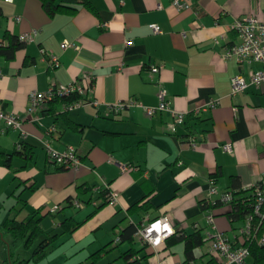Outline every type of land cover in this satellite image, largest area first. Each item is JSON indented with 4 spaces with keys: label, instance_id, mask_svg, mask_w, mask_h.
I'll use <instances>...</instances> for the list:
<instances>
[{
    "label": "crops",
    "instance_id": "crops-1",
    "mask_svg": "<svg viewBox=\"0 0 264 264\" xmlns=\"http://www.w3.org/2000/svg\"><path fill=\"white\" fill-rule=\"evenodd\" d=\"M87 1L91 8L78 0L52 16L41 0H0V42L8 45L12 37L37 31L35 41L13 59L0 58L5 108L24 118L32 92L81 81L85 73L93 75V82L82 81L91 87L88 97L101 103L67 112L64 103H48L35 121L23 125L25 138L16 131L0 133V154H14L18 143L31 151L29 159L15 155L10 167L0 156V226L9 219L35 218L46 234L57 236L53 242L39 238L12 256L13 238L0 231V264L30 261L43 249L48 250L46 258L28 264H92L90 257L98 252L102 257L96 264H126L122 256L131 249L139 252L141 264H215L206 244L189 261L186 243L176 240L197 231L205 238L211 231L208 211L214 213L217 229L235 240L243 221L231 220L221 194L264 178V86L232 96V79L263 64L240 67L235 59H226L227 48L240 42L235 21L263 19L264 0H195L184 11L172 0ZM152 25L162 32L155 33ZM65 41L81 49L64 50ZM54 58L58 67L52 65ZM152 66L163 68L152 77ZM156 81L164 85L176 111L190 113L212 100L220 104L177 135L167 130L172 117L166 112L151 118L132 108L106 115L107 105L130 99L157 106ZM191 134L199 140L196 149L188 144ZM46 141L59 151L75 148L82 166L63 169L50 162ZM225 145L234 152H226ZM211 179L219 193L212 196L215 205L204 210ZM107 185L120 194L116 206L106 202ZM149 193L146 209L141 205ZM75 201L84 206L78 208ZM55 205L61 210L49 213ZM164 215L176 234L160 248L147 247L137 237L133 243L117 242L131 225ZM66 226L78 227L66 231ZM253 262L250 257L248 264Z\"/></svg>",
    "mask_w": 264,
    "mask_h": 264
},
{
    "label": "built area",
    "instance_id": "built-area-1",
    "mask_svg": "<svg viewBox=\"0 0 264 264\" xmlns=\"http://www.w3.org/2000/svg\"><path fill=\"white\" fill-rule=\"evenodd\" d=\"M194 1L172 0V5L180 11L190 10ZM233 28L236 30L240 42L227 48L226 59H235L240 67L252 62L263 64V68L249 72L248 76L237 75L232 79V96H236L246 92L250 87L264 86V18L248 16L243 19H237ZM152 29L157 34L162 32L157 25H152ZM36 37L37 31H34L33 33L22 35L20 40L24 43H31L35 41ZM70 47L76 50L81 49L79 45L69 41H65L62 44L64 50ZM42 53L45 54L46 51L42 50ZM52 65L58 67L59 60L54 58ZM162 68L163 66H152V77L158 74ZM1 76L2 70L0 69ZM82 81L93 82V75L91 73H85L81 81H76L68 85L52 84L46 92H32L29 107L24 118L8 111L4 104L0 102V133L16 131L20 132L21 136L25 138L26 132L23 129L25 122L35 121L44 107L58 98L78 96L77 99L71 102H64L63 110L65 112L82 107L99 108L101 103L98 100L88 97L91 87L84 86ZM156 85L159 90V103L157 106H147L138 99H130L107 105L106 115L114 116L132 108L143 110L151 118L155 117L158 113L166 112L172 117V121L167 124V130L170 134L177 135L179 130L187 127L191 120H195L203 112L215 109L220 104L219 100H212L193 112H179L174 110L171 102L168 100V92L164 85L160 81H156ZM188 144L191 148L196 149L199 145V140L195 135L191 134L188 139ZM44 148L49 161L64 169H79L82 166L80 154L73 147H69L65 151H59L53 147L50 141H46ZM223 148L228 153L234 152L231 145H225ZM17 150H23V143H18ZM123 169L127 170L128 166H124ZM210 183V198L207 201L209 206L215 205L216 202L212 201V196L219 193L216 187V181L211 179ZM106 189L108 190L107 204L116 206L120 199L119 192L111 189L108 185ZM241 190L248 193V196L250 195V198L243 200V203H251V210L243 221V225L238 229L235 240H231L220 232L216 226L214 213L212 211L207 212L206 221L211 231L207 233L204 242L207 245V252L214 259L215 264H248V259L251 257V246L253 244L261 247L264 246V178L257 183L245 185ZM234 199L235 193L228 191L221 194L220 202L230 206L231 211H233ZM75 205L78 208L84 206L79 201H75ZM47 210L49 213L55 214L61 210V206L55 205ZM158 223L160 227L157 229L154 226ZM169 229L171 230V234H169ZM174 234L175 230L170 223L169 217L164 215L147 224L141 225L137 230L136 237L141 240L143 245L152 249H158ZM157 239H159L158 243ZM119 241L120 238H117V242Z\"/></svg>",
    "mask_w": 264,
    "mask_h": 264
},
{
    "label": "trees",
    "instance_id": "trees-1",
    "mask_svg": "<svg viewBox=\"0 0 264 264\" xmlns=\"http://www.w3.org/2000/svg\"><path fill=\"white\" fill-rule=\"evenodd\" d=\"M41 1L43 2L44 7L49 12V14L54 16L59 12L70 10V8L65 5L66 3H74L77 2L78 0H61L62 1L61 4H57L58 0H41ZM82 2L84 3L85 6L90 8L92 7L89 1L82 0ZM25 44L26 43L22 42L19 38L16 37L10 38V43L8 45H6L3 42H0V58L4 57L6 59H13L18 50L25 48ZM77 98H78L77 95L70 98H62V99L58 98L55 99L54 101H51L50 103L51 104L56 103L62 105L64 102H71ZM71 127L73 129H77V126H75L74 124H71ZM187 128L190 129L189 126ZM23 146H24L23 151L16 149L15 153L12 155L3 152L0 154L4 164L7 165V167L11 166V160L15 155L23 156L26 159H29L31 155V151L27 146L25 145ZM236 186L238 187V190L233 191L235 193V199L233 201L234 209L229 214L233 222L244 221L251 210V203L248 202L243 203V200H245L246 198H250V195L248 196V193L241 190V188L238 185ZM107 194H108V190L104 192V197L106 199V202H107ZM150 194L151 193H149L144 199V201H142L141 207L146 209L148 208L149 201L147 199L149 198ZM137 207H140V203L135 205L133 208L135 209ZM209 208L211 207L207 204L206 201H204L202 203V209L207 210ZM77 227L78 226H74L73 228L70 229L68 226H66L67 229L66 231L68 230L73 231ZM139 227L140 226L131 225L130 227L125 229L121 233L120 241L133 243L135 241L136 233ZM0 231L5 236H11L13 238V242L10 245L12 256L21 247L26 249L31 248L39 238L44 237L50 242H53L57 238V236H50L46 234L41 227V220L35 218H32L27 222H18L16 220L9 219L4 223V225L0 226ZM176 241L177 242L183 241L186 243V254L189 261L193 260L194 258V250L205 244L204 237L202 236L200 231H197L196 233L188 236H179ZM47 254H48V250L43 249L39 253H37L30 261L39 263L46 258ZM138 254H139L138 251L131 249L127 253L123 254L122 258L125 260L126 264H141L139 259H137ZM101 257H102L101 252L92 255L90 257V259L92 260V264H96ZM251 257L254 260L253 264H264V246L261 247L258 246L257 244H253L251 246ZM30 261H23L21 262V264H28Z\"/></svg>",
    "mask_w": 264,
    "mask_h": 264
},
{
    "label": "clouds",
    "instance_id": "clouds-1",
    "mask_svg": "<svg viewBox=\"0 0 264 264\" xmlns=\"http://www.w3.org/2000/svg\"><path fill=\"white\" fill-rule=\"evenodd\" d=\"M154 227L158 229L160 227L159 223L157 225H155ZM165 227H167V225H165ZM169 234H171V230L170 229H169ZM158 242H159V239H157V243Z\"/></svg>",
    "mask_w": 264,
    "mask_h": 264
}]
</instances>
